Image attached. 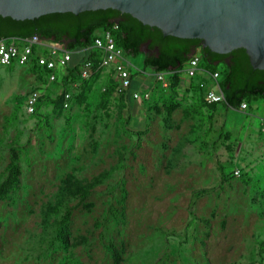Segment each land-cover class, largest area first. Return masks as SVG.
I'll return each mask as SVG.
<instances>
[{
  "label": "rangeland",
  "instance_id": "rangeland-1",
  "mask_svg": "<svg viewBox=\"0 0 264 264\" xmlns=\"http://www.w3.org/2000/svg\"><path fill=\"white\" fill-rule=\"evenodd\" d=\"M126 59L149 79L143 54ZM110 75L66 88L29 65L0 68V184L12 150L21 167L0 199V264H264V100L213 111L183 88L167 122L159 92L130 105L116 90L105 101ZM64 92L70 107L59 110ZM69 178L93 184L89 197L47 217ZM68 211L66 247L57 236Z\"/></svg>",
  "mask_w": 264,
  "mask_h": 264
},
{
  "label": "trees",
  "instance_id": "trees-1",
  "mask_svg": "<svg viewBox=\"0 0 264 264\" xmlns=\"http://www.w3.org/2000/svg\"><path fill=\"white\" fill-rule=\"evenodd\" d=\"M117 21L119 23H116ZM105 31H112L117 46L124 50L126 57H136L143 54L146 69H149L150 72L168 74L170 86L168 89H163L155 78L142 79L139 71L135 72L130 89L122 94V97L132 105L136 102L133 98L134 92L149 90L151 92L150 101L159 92L161 94L159 100L163 105L165 104L167 122L180 107L177 97L183 88L195 92L200 97L202 105L213 111H216L220 105L241 111L244 103L251 109L253 104L264 100V71L254 70L244 49L235 50L227 55L216 54L203 48L201 40L180 39L173 36L163 38V33L158 28L143 26L140 21L130 15L111 9L84 12L77 16L71 13L52 14L26 21H16L0 16V41H27L38 36L47 42L66 44L67 50L71 51L73 56L67 67L58 71L57 82V84H64L66 88L72 87L77 81H82L83 85L87 86L90 84L89 82L95 81L103 74L102 70L95 69L89 80H82L80 76L85 61L92 60L97 67L100 64V53L93 49V45L95 39ZM147 44V53H143L142 49ZM195 50L200 51L202 55L200 68L208 73H219L222 77L219 84L225 95V103L208 104L205 99L208 86H201V82L199 83L197 79L188 80L181 73ZM40 55H48V52L40 46H34L32 61L28 65L43 82L47 83L50 72L39 65ZM221 65L224 66L222 72L219 69ZM14 66L16 65L12 67ZM110 76L112 83L110 90L105 94V101L117 90L118 86L113 74ZM65 94L64 92L56 100L55 105L59 110L64 109ZM41 100L40 98L38 105ZM156 110L160 111L158 107ZM7 172V178L0 184V199L7 196L20 184L19 155L14 150H12L11 162L7 167ZM70 179H67L60 189V202L55 206H49L46 213L47 217L56 214L63 206V202L69 197L79 196L82 200L89 197L93 184L86 186L74 184ZM70 218L71 211H68L59 222L58 228V241L66 247L70 244ZM112 249L117 262H119L120 252L114 246Z\"/></svg>",
  "mask_w": 264,
  "mask_h": 264
},
{
  "label": "water",
  "instance_id": "water-1",
  "mask_svg": "<svg viewBox=\"0 0 264 264\" xmlns=\"http://www.w3.org/2000/svg\"><path fill=\"white\" fill-rule=\"evenodd\" d=\"M109 9L158 28L163 38L201 40L216 54L244 49L254 70L264 71V0H0V16L16 21Z\"/></svg>",
  "mask_w": 264,
  "mask_h": 264
},
{
  "label": "built area",
  "instance_id": "built-area-1",
  "mask_svg": "<svg viewBox=\"0 0 264 264\" xmlns=\"http://www.w3.org/2000/svg\"><path fill=\"white\" fill-rule=\"evenodd\" d=\"M22 42L23 46L21 47L17 44L16 40L0 41V68H10L13 65L21 67L28 65L32 61L34 46H40L48 52V55L39 56V65L50 72L48 75V84H57L58 71L65 69L73 56V53L67 50L66 44L47 42L41 40L38 36H34L32 39ZM93 49L100 53V64L97 67L92 60L85 61L80 74L82 80H89L95 69L102 70V72L109 70L118 84L117 92L120 94L126 93L132 85V65L127 61L124 50L117 46L112 31L102 32L95 39ZM201 59L202 55L200 51L195 50V53H192L190 60L181 71L186 79L193 80L201 71H204L200 68ZM139 73L143 75L147 72L139 71ZM148 76L154 77L155 80L162 85L163 89L169 88L170 81L167 73L151 72L150 74L148 73ZM208 76L212 84L207 87L206 84L201 83V86L207 87V93L205 96L207 103H225V95L219 84L221 77L220 74L208 73ZM74 86L77 87L76 84ZM41 96L42 94L40 90L31 92L26 102V111L28 114H34ZM133 98L135 101H148L151 98V92L149 90L144 92L137 91L134 92ZM70 101L71 94H65V109L70 107ZM248 109L249 107L246 103L241 107V111H246ZM241 175L240 170L235 171L236 177H241Z\"/></svg>",
  "mask_w": 264,
  "mask_h": 264
},
{
  "label": "crops",
  "instance_id": "crops-1",
  "mask_svg": "<svg viewBox=\"0 0 264 264\" xmlns=\"http://www.w3.org/2000/svg\"><path fill=\"white\" fill-rule=\"evenodd\" d=\"M17 44L19 46H23V42L22 41H19V40H16ZM197 79V81L200 83H203V84H206L207 86H210L212 84L209 76H208V73L204 72V71H201L198 76L195 78ZM263 122V125H262V130L261 132L264 133V120L262 121Z\"/></svg>",
  "mask_w": 264,
  "mask_h": 264
}]
</instances>
